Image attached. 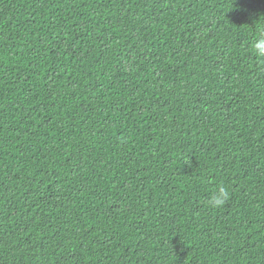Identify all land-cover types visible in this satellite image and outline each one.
Instances as JSON below:
<instances>
[{"label":"trees","instance_id":"obj_1","mask_svg":"<svg viewBox=\"0 0 264 264\" xmlns=\"http://www.w3.org/2000/svg\"><path fill=\"white\" fill-rule=\"evenodd\" d=\"M261 33L264 0H0V264H264Z\"/></svg>","mask_w":264,"mask_h":264},{"label":"clouds","instance_id":"obj_2","mask_svg":"<svg viewBox=\"0 0 264 264\" xmlns=\"http://www.w3.org/2000/svg\"><path fill=\"white\" fill-rule=\"evenodd\" d=\"M251 52L254 56L264 61V33H261L256 39L251 43ZM230 199L229 188L220 183L217 187L209 194L206 205L211 208L223 207Z\"/></svg>","mask_w":264,"mask_h":264}]
</instances>
